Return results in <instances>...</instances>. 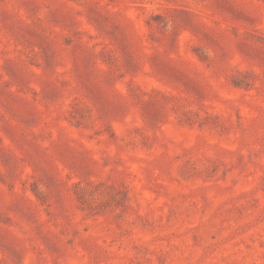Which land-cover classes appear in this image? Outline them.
Here are the masks:
<instances>
[{"label":"rangeland","instance_id":"obj_1","mask_svg":"<svg viewBox=\"0 0 264 264\" xmlns=\"http://www.w3.org/2000/svg\"><path fill=\"white\" fill-rule=\"evenodd\" d=\"M0 264H264V0H0Z\"/></svg>","mask_w":264,"mask_h":264}]
</instances>
